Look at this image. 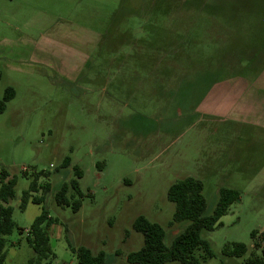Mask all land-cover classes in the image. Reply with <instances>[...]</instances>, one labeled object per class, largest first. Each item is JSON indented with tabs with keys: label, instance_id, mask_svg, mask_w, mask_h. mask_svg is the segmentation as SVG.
Wrapping results in <instances>:
<instances>
[{
	"label": "rangeland",
	"instance_id": "obj_1",
	"mask_svg": "<svg viewBox=\"0 0 264 264\" xmlns=\"http://www.w3.org/2000/svg\"><path fill=\"white\" fill-rule=\"evenodd\" d=\"M200 3L201 13L194 9ZM159 7L169 8L166 17L159 19ZM151 20L163 29L148 30ZM151 32L160 41L154 60L143 45ZM188 36L198 39L182 45ZM263 41L264 0H0V99L14 90L0 114V171L16 177L9 206L21 230L7 238L4 264L33 256L26 230L42 206L53 219L50 264H76L71 248L78 247L129 264L126 255L142 245L132 229L138 216L159 224L169 246L188 222L172 223L166 193L185 177L203 183L206 215L220 188L240 192L220 226L202 234L214 256L197 251L198 262L245 264L253 252L264 264V175L254 174L264 145L239 144L229 122L198 112L210 84L245 67L238 54L256 55ZM66 157L70 165L60 169ZM74 166L81 196L69 191L66 199L79 200L77 212L54 200L75 179ZM35 175L50 190L43 204L21 211ZM232 243L245 245L246 254L224 256Z\"/></svg>",
	"mask_w": 264,
	"mask_h": 264
},
{
	"label": "trees",
	"instance_id": "obj_2",
	"mask_svg": "<svg viewBox=\"0 0 264 264\" xmlns=\"http://www.w3.org/2000/svg\"><path fill=\"white\" fill-rule=\"evenodd\" d=\"M201 6H195V10L200 13L204 11L202 3ZM176 6L179 3L176 2ZM184 7L189 9L188 3L184 2ZM169 8H158L160 18L166 17ZM194 10V11H195ZM159 25L163 29V25L159 22L150 21L146 26L148 30H154L155 26ZM261 29H257L260 33ZM156 34L151 32L148 40L143 41L145 52L150 51L152 57L147 56L149 60H154V55L159 52L160 41L153 40ZM259 36V35H258ZM188 36L183 39L180 37L179 42L182 45L194 43L198 38L197 36ZM260 37V36H259ZM153 38V39H152ZM262 38V37H260ZM255 39L258 40L256 37ZM157 48V49H156ZM243 50H246L243 47ZM258 53L250 56H240L238 54L239 63L245 64L238 66L240 69L239 74L246 73L247 71L259 73L264 68V41L259 43ZM244 53V52H243ZM245 54V53H244ZM244 67V69H243ZM224 68H226L224 66ZM228 69V68H227ZM243 69V70H242ZM246 69H249L246 71ZM242 70V71H241ZM226 71V69H225ZM230 76V75H229ZM214 81L210 84L212 86ZM14 97V90L7 88L4 92L2 99H0V114L4 111L6 103ZM70 165L69 158H64L60 165V169H65ZM73 174L75 179L70 180L68 183H63L54 195L55 202L62 207H71L73 212H77L80 208L79 200H73L69 203L66 195L69 191H73L79 197L81 196L78 182L76 179L81 178L82 174L76 166L73 167ZM48 177L47 173L42 174ZM38 177L34 176L30 181L27 189L22 192L19 209L23 211L28 203L41 205L44 202V196L50 190L48 183L38 184ZM16 185V177H10L5 170L0 171V264L6 261L8 245V237L16 230L21 234V230L16 226L13 221L12 214L13 208L9 206V202L14 198V188ZM41 191L42 195L36 197L33 194ZM218 202L214 211L206 215V200L203 195V183L193 177H185L180 179L168 188L166 198L169 202L174 204V213L172 216V223L188 222L184 230L173 238L170 245L167 246L164 241L165 233L162 227L148 221L143 216H138L132 223V229L142 236L141 247L134 252L126 255L125 260L129 264H165L167 262H176L179 264H200L195 258L194 253L202 251L204 258H212L214 256L209 243L203 239L204 232H210L217 226H220L219 220L221 217L228 214L230 206L240 199V192L232 188H220L218 190ZM53 219L48 216L44 206L41 207L40 214L33 220L29 228L26 230V241L33 251V256L26 262V264H50L54 259L49 245L48 229L52 225ZM170 223L169 225H172ZM253 240L252 249H260L258 243L259 238H256L254 232L250 234ZM264 241V237L261 238ZM73 251L76 264H109L106 261L105 254L102 251L97 253L91 252L85 247L71 248ZM247 252L245 245L241 243H232L223 250V255L227 257L240 258ZM245 264H263L261 257H255L253 252L251 257Z\"/></svg>",
	"mask_w": 264,
	"mask_h": 264
},
{
	"label": "crops",
	"instance_id": "obj_3",
	"mask_svg": "<svg viewBox=\"0 0 264 264\" xmlns=\"http://www.w3.org/2000/svg\"><path fill=\"white\" fill-rule=\"evenodd\" d=\"M239 71L214 81L199 102L198 112L213 117L216 124L229 122L231 140L264 145V68L259 73ZM254 174L264 175V160L257 162Z\"/></svg>",
	"mask_w": 264,
	"mask_h": 264
},
{
	"label": "built area",
	"instance_id": "obj_4",
	"mask_svg": "<svg viewBox=\"0 0 264 264\" xmlns=\"http://www.w3.org/2000/svg\"><path fill=\"white\" fill-rule=\"evenodd\" d=\"M25 171H26L25 168H23V169H22V172H25Z\"/></svg>",
	"mask_w": 264,
	"mask_h": 264
}]
</instances>
